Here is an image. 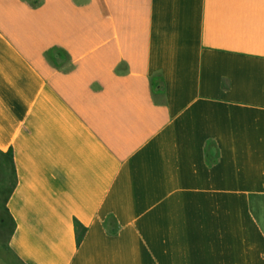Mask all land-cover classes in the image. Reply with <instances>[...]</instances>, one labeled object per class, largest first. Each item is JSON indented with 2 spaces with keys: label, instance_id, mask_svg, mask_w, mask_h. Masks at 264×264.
Returning a JSON list of instances; mask_svg holds the SVG:
<instances>
[{
  "label": "crops",
  "instance_id": "0c3cea01",
  "mask_svg": "<svg viewBox=\"0 0 264 264\" xmlns=\"http://www.w3.org/2000/svg\"><path fill=\"white\" fill-rule=\"evenodd\" d=\"M0 264H264V0H0Z\"/></svg>",
  "mask_w": 264,
  "mask_h": 264
},
{
  "label": "trees",
  "instance_id": "16d2710c",
  "mask_svg": "<svg viewBox=\"0 0 264 264\" xmlns=\"http://www.w3.org/2000/svg\"><path fill=\"white\" fill-rule=\"evenodd\" d=\"M61 53H59L57 50H54L50 53L49 58L54 63V65L58 68L62 67V61L59 60V56Z\"/></svg>",
  "mask_w": 264,
  "mask_h": 264
}]
</instances>
